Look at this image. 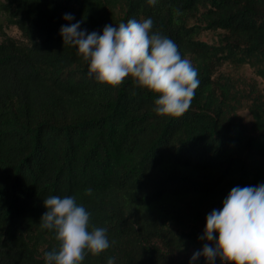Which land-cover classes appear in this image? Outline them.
<instances>
[{
  "label": "trees",
  "instance_id": "1",
  "mask_svg": "<svg viewBox=\"0 0 264 264\" xmlns=\"http://www.w3.org/2000/svg\"><path fill=\"white\" fill-rule=\"evenodd\" d=\"M147 18L199 73L180 117L158 115V96L130 77L99 83L60 34L70 23L102 34ZM0 19L20 32L0 25V264H46L58 249L40 227L51 195L74 196L108 230L110 247L81 264H189L178 256L231 189L264 184V103L251 101L247 126L230 79L214 78L234 52L264 62V0H0ZM215 29L229 35L225 45L197 38Z\"/></svg>",
  "mask_w": 264,
  "mask_h": 264
},
{
  "label": "clouds",
  "instance_id": "2",
  "mask_svg": "<svg viewBox=\"0 0 264 264\" xmlns=\"http://www.w3.org/2000/svg\"><path fill=\"white\" fill-rule=\"evenodd\" d=\"M154 6L157 0H147ZM63 19L74 20L66 13ZM153 20L130 19L118 26L106 25L102 34L80 30V22L62 25L64 45L78 49L88 62V74L111 87L132 78L138 87L158 96L154 111L160 116L180 117L191 107L200 80L198 70L183 58L178 45L158 31ZM86 195L92 189L85 190ZM40 227L55 233L58 249L46 252V264H81L86 253L98 256L110 247L107 229L91 224V215L74 196H48ZM218 234V236L216 235ZM208 242L193 253L189 264L203 256L208 264L220 257L227 264H264V184L233 187L221 209L206 216ZM107 264H115L109 257Z\"/></svg>",
  "mask_w": 264,
  "mask_h": 264
},
{
  "label": "rangeland",
  "instance_id": "3",
  "mask_svg": "<svg viewBox=\"0 0 264 264\" xmlns=\"http://www.w3.org/2000/svg\"><path fill=\"white\" fill-rule=\"evenodd\" d=\"M0 25L5 34L20 38V32L14 25L6 26L1 22V19ZM197 38L210 44L219 45H225L226 41H229V35L222 29L202 31ZM220 75L228 77L232 82L235 101L231 100V103L236 104V113L242 117L247 126H250L252 117L249 105L251 101L257 100L264 103V62L243 53L234 52L216 68L214 78ZM205 243L212 244V242L201 239L193 247L183 250L178 256V260L182 262L191 259L193 253L202 250Z\"/></svg>",
  "mask_w": 264,
  "mask_h": 264
}]
</instances>
